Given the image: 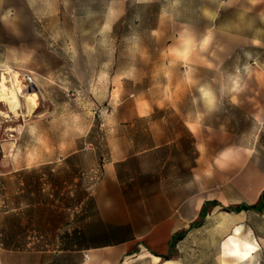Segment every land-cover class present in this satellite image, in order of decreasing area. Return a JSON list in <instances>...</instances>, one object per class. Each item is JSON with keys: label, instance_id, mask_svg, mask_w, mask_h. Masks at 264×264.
Instances as JSON below:
<instances>
[{"label": "rangeland", "instance_id": "1", "mask_svg": "<svg viewBox=\"0 0 264 264\" xmlns=\"http://www.w3.org/2000/svg\"><path fill=\"white\" fill-rule=\"evenodd\" d=\"M241 32L262 46L242 45ZM189 44L184 60L177 53ZM0 63L40 94L32 115H0L3 264H69L62 249L108 142L120 136L119 126L157 124V110L249 130L264 168V126L230 101L236 67L245 65L242 76L264 69V20L236 0H0ZM201 88L214 94L211 110ZM21 123V131L8 129ZM237 225L257 246L252 264H264V210L223 207L209 209L168 258L222 264V241Z\"/></svg>", "mask_w": 264, "mask_h": 264}, {"label": "crops", "instance_id": "2", "mask_svg": "<svg viewBox=\"0 0 264 264\" xmlns=\"http://www.w3.org/2000/svg\"><path fill=\"white\" fill-rule=\"evenodd\" d=\"M236 5L264 20V0H236ZM241 36L247 38L242 45L262 46L254 35ZM244 66L235 69V97L230 101L260 129L264 69L253 66L242 76L238 71ZM155 112L157 124L119 126L120 136L108 142L102 171L82 198V211L69 231L71 241L62 249L69 264H153L168 259L184 238L175 245V233L189 228L205 203L208 214L214 207L259 199L264 168L249 130L190 111Z\"/></svg>", "mask_w": 264, "mask_h": 264}, {"label": "bare ground", "instance_id": "3", "mask_svg": "<svg viewBox=\"0 0 264 264\" xmlns=\"http://www.w3.org/2000/svg\"><path fill=\"white\" fill-rule=\"evenodd\" d=\"M10 13L11 9L8 8L6 9L4 16H8ZM22 98H24V102ZM33 101H35V104L39 107V92L36 90L26 91L22 86L20 71L8 63H0V102L6 104L7 108H0V115L6 117H11L12 115L17 117L23 115L26 118V116L32 115L38 108L34 107ZM22 126L23 124L21 123L18 126H9L8 129L21 131ZM5 153H8V149ZM245 243L252 244L257 249L255 243L240 237V226L237 225L235 229L222 241L221 263L231 264L228 260V258H231L233 264H252V257L255 251L252 252L249 259H243V253L248 251V249L244 247ZM237 245L239 246L238 248ZM233 251H239L241 255H228V253ZM153 264H180V262L175 258H168L164 260H155Z\"/></svg>", "mask_w": 264, "mask_h": 264}, {"label": "trees", "instance_id": "4", "mask_svg": "<svg viewBox=\"0 0 264 264\" xmlns=\"http://www.w3.org/2000/svg\"><path fill=\"white\" fill-rule=\"evenodd\" d=\"M223 208H225L227 210H234V211H241L243 209H254L256 211H263L264 210V189L261 192L259 199L255 202H245L244 201V202H241L237 205L223 206ZM207 212H208V208H207L206 203H205L203 205L201 213H200L201 220L206 217ZM201 220H199V221L195 220L194 222L191 223L190 227L197 225V224H200ZM189 228H185V229L175 233V245L179 239H182L185 236V234L187 233Z\"/></svg>", "mask_w": 264, "mask_h": 264}, {"label": "clouds", "instance_id": "5", "mask_svg": "<svg viewBox=\"0 0 264 264\" xmlns=\"http://www.w3.org/2000/svg\"><path fill=\"white\" fill-rule=\"evenodd\" d=\"M191 51H192V48H191V46L189 44V46L185 47V49L182 52L177 53V55H179L184 60H187L189 55L191 54ZM200 92L202 93V96L205 98V100H206V102L208 104V107L211 110L215 106L214 94L211 93L209 90H206L205 88H201ZM209 96L211 97V102L209 100ZM198 118H199V116H198Z\"/></svg>", "mask_w": 264, "mask_h": 264}, {"label": "snow or ice", "instance_id": "6", "mask_svg": "<svg viewBox=\"0 0 264 264\" xmlns=\"http://www.w3.org/2000/svg\"><path fill=\"white\" fill-rule=\"evenodd\" d=\"M205 43H206V41H205ZM30 99H31V97H30ZM209 100L211 102V97L210 96H209ZM33 105H34V107H38V105L35 104V101H33ZM249 235H251V233H249ZM238 247L239 246L237 245V248ZM244 247L246 249H248V251L245 252V253H243V259L247 260L251 256L252 252L256 251V248L252 244H249V243H245L244 244ZM228 255H231V256H240L241 254H240L239 251H233V252L228 253Z\"/></svg>", "mask_w": 264, "mask_h": 264}, {"label": "built area", "instance_id": "7", "mask_svg": "<svg viewBox=\"0 0 264 264\" xmlns=\"http://www.w3.org/2000/svg\"><path fill=\"white\" fill-rule=\"evenodd\" d=\"M85 256H88V253H85Z\"/></svg>", "mask_w": 264, "mask_h": 264}]
</instances>
